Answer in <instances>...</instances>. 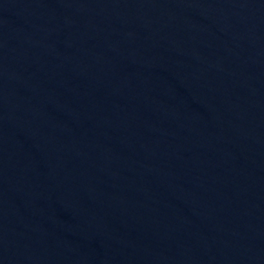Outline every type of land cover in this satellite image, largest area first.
Returning <instances> with one entry per match:
<instances>
[{"label": "water", "instance_id": "95a60500", "mask_svg": "<svg viewBox=\"0 0 264 264\" xmlns=\"http://www.w3.org/2000/svg\"><path fill=\"white\" fill-rule=\"evenodd\" d=\"M264 154V0H6Z\"/></svg>", "mask_w": 264, "mask_h": 264}]
</instances>
